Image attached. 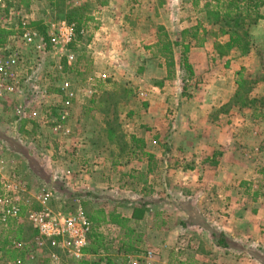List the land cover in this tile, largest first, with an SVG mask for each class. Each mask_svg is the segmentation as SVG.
Instances as JSON below:
<instances>
[{"label":"crops","instance_id":"crops-1","mask_svg":"<svg viewBox=\"0 0 264 264\" xmlns=\"http://www.w3.org/2000/svg\"><path fill=\"white\" fill-rule=\"evenodd\" d=\"M79 1L72 14L83 35L69 51L77 77L99 83L90 101L96 105L86 102L87 84L75 83L59 53L34 60L46 75L26 77L21 67L20 77L40 89L52 85L62 63L56 79L75 96L64 122L43 118L66 99L61 87L47 88L48 100L38 106L31 87L2 102L0 173L27 184L21 217L0 225L3 258L48 264L25 260L9 244L35 235L25 218L40 208L34 196L46 184L89 207L83 210L94 231L70 264H143L144 258L169 264L172 253L178 264H264V0ZM235 15L245 22L239 31L230 20ZM242 32L245 52L229 46ZM117 89L126 93L123 115L98 118L101 99ZM23 103L35 104L36 116ZM113 121L125 135V150L113 138L108 150H90L98 131L112 134ZM131 137L140 140L139 149ZM115 214L127 219L128 230L111 221Z\"/></svg>","mask_w":264,"mask_h":264},{"label":"built area","instance_id":"built-area-1","mask_svg":"<svg viewBox=\"0 0 264 264\" xmlns=\"http://www.w3.org/2000/svg\"><path fill=\"white\" fill-rule=\"evenodd\" d=\"M17 0H0V30H4L8 18L18 13L19 7L14 4ZM75 37V27L67 21H60L51 25L49 41L44 36L34 30H28L18 36L15 44H0V107L6 97L19 88L20 69L23 67L24 57L23 48L31 47L33 60H37L48 49L60 55L65 52V47ZM49 43V45H48ZM12 44V45H11ZM73 55L66 56L67 64H71ZM30 66L29 68H32ZM61 64L57 65V70H61ZM66 96L60 105L57 113L59 122H64L68 116L70 97L72 93L68 91V84L64 82L61 86ZM41 96L48 95L46 88L38 89ZM16 114H22L20 106L15 107ZM51 109L45 110L43 118L51 115ZM36 116V111L31 113ZM27 184L15 175L5 178L0 173V225L7 226L9 220L19 219L22 214L20 205L21 192L25 191ZM52 187L41 186L37 195L34 196L35 202L40 205L38 209L30 208L27 210V219L35 229V235L31 240H11L10 247L25 252L24 259L28 261L41 260L44 258L48 264H70L69 260H78L83 253V249L89 244V238L94 231L93 223L88 218L83 208L79 205L73 211L62 208H53L49 205L54 196ZM3 246L0 245V262L2 264H22L23 260H5L3 258ZM130 264H138L131 261Z\"/></svg>","mask_w":264,"mask_h":264},{"label":"rangeland","instance_id":"rangeland-1","mask_svg":"<svg viewBox=\"0 0 264 264\" xmlns=\"http://www.w3.org/2000/svg\"><path fill=\"white\" fill-rule=\"evenodd\" d=\"M15 7H19V11L18 13L14 14L12 17L8 18L7 22H6V26L4 28V33L0 34V38H5L4 41H17V37L21 36L22 33L28 31V30H34L37 33L41 34L44 36L46 41H49V34L51 32V25H55L56 23L60 22V21H67L69 24H73L75 27V37L74 39L71 40L74 41L77 36L81 33H83V29H82V22L80 20H77V17L72 14V9L79 7L80 6V1L79 0H17L16 3L14 4ZM71 42L65 47V52L62 53L61 55H59L60 58H65L66 60V56L68 54H72L73 55V59L71 61V64H67V61H65V66L67 67L68 72H70L71 74H73L72 76L74 77V81L75 83H78L81 81V86H87L86 87V94H87V98H86V102H89L90 105L95 106L96 104H92L90 101L95 102V98L94 95L96 94V84L98 82L95 81L94 77L92 76L91 78H86L84 76L81 77H77L78 73H81L78 71L79 68H77V62L75 61L76 59V55H74L73 52L69 51V45L71 44ZM165 43V42H164ZM15 44V42L13 43ZM49 45V43H48ZM168 50V49H167ZM23 57H24V64H23V68H24V73L26 75V77L30 76V74H32L33 72H39L42 73L43 75H46V67L45 66H41L42 63H40V61L37 62V64H34L33 62H30V60H33V51L31 49V47L29 48H23ZM49 49L43 54L41 55V57H46L48 56ZM162 52H167L166 50L162 49ZM45 62V61H44ZM62 66L61 70H57V68H54L55 71V75L52 78L53 80L55 79V81H52V85L50 83V81H48L45 85L44 88H56L59 89L64 82L63 81H58V79L56 78H61V75L59 74V72L64 71L65 66L62 65V63H60ZM30 66H33L32 68H29ZM51 73V72H50ZM48 74V72H47ZM80 76V75H79ZM62 83V84H61ZM33 81L30 78H21L20 79V85L19 87L22 89V91H24L25 93H29L28 89L29 87H31V90H34L35 93L38 92V88L33 87ZM99 86V83H98ZM35 88V89H34ZM42 88V87H41ZM43 89V88H42ZM125 91L121 90V89H117L116 91H114V93H110L107 95H104V98L101 99L102 103L100 105L99 108V112H101L98 116V118H103L105 119V117L110 116V118H119L120 115H123V101L125 98ZM40 97L38 98L37 96L35 97V104L38 106L41 103H45L47 102L48 98L46 99L45 97L39 95ZM75 94H72V96L69 98L70 99V104L72 99H74ZM14 103H16V100H14ZM35 104L31 103L30 105L24 104L23 105L30 109L31 107L35 106ZM56 105V104H55ZM58 105V104H57ZM21 106V105H20ZM35 106V107H37ZM23 107V106H22ZM59 106H56L55 110H51V115L49 117L55 116L57 117V113L60 111ZM32 110V109H30ZM38 111H43V110H39ZM45 113V112H43ZM121 115V116H122ZM69 117V116H68ZM0 118L4 119L3 115L0 116ZM7 119V118H6ZM5 120V119H4ZM116 120V119H115ZM113 132L112 134H110L109 132L106 133L104 131H98V133H96L97 135L94 136L92 139L93 143L90 142V145H94L91 146V148H89L90 150L92 149H96V151L102 149V151L108 150V147L106 146L107 144H109V140L111 138H113L114 144L118 145V151H124L125 150V146H126V140H125V135L124 133L120 130V127L116 126L117 121H113ZM104 128V126L102 127ZM106 133V134H105ZM134 146H135V150L140 148L139 143L134 142ZM98 149V150H97ZM18 175H20L22 178L27 179L28 181H31L28 177V173L27 172H19ZM5 178H11V175L5 177ZM18 178V177H17ZM20 181H23L22 179ZM46 184H44L45 186ZM43 186V185H42ZM47 186V185H46ZM48 187V186H47ZM52 187V186H49ZM55 190V188H54ZM55 194V192H54ZM58 194V196H56ZM64 195V198H63ZM54 200L53 203L51 205V207L53 208H62L64 210H68V211H73L76 207H78V203L76 204V202L74 203L71 199L69 200L67 198V195L63 192H61V194H59L56 190V194L54 196ZM37 208V206H35ZM84 208L87 212H89V207H82ZM34 209V208H32ZM38 209V208H37ZM25 222H28L27 217L25 218ZM33 237V236H32ZM31 237V238H32ZM169 258L167 262H169V264H178V259H176V257L174 256V253L172 254H168ZM189 258V257H188ZM43 259V258H42ZM143 258H141L142 260ZM153 261H149L148 259L146 260L145 258L143 259L142 263L143 264H154ZM183 264H194L193 261H185Z\"/></svg>","mask_w":264,"mask_h":264},{"label":"trees","instance_id":"trees-1","mask_svg":"<svg viewBox=\"0 0 264 264\" xmlns=\"http://www.w3.org/2000/svg\"><path fill=\"white\" fill-rule=\"evenodd\" d=\"M236 16V15H235ZM233 17V16H232ZM223 18H226V20L228 22H230L228 19H229V15L226 14L225 17ZM231 22L233 23V26H234V30L238 29L237 31H239L241 28H243L244 26V21L243 19H239L238 15L235 17V18H230ZM5 31L4 30H0V34L1 33H4ZM243 34L240 35L239 34H234L235 37L233 39V41H230V44L229 46H236L240 51L242 52H245V49L247 48V41L244 40V38L246 37V33L245 32H242ZM4 40L5 38H0V44H3L4 43ZM162 49L163 50H167L168 49V45L167 43L165 42L162 46ZM184 62H185V59H184ZM183 66H184V69L185 70H189V67L186 63H183ZM102 103V101H101ZM131 141L134 143H139L140 140L138 139H135V137H131ZM34 209H37L36 207H34ZM97 219H99V214L96 215V218L94 220L97 221ZM111 221L115 224H117L118 226L128 230L127 226H126V221L127 219H124L122 218L120 215H114L111 219Z\"/></svg>","mask_w":264,"mask_h":264}]
</instances>
